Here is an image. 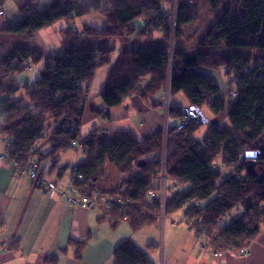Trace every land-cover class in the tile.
Masks as SVG:
<instances>
[{"label":"trees","instance_id":"1","mask_svg":"<svg viewBox=\"0 0 264 264\" xmlns=\"http://www.w3.org/2000/svg\"><path fill=\"white\" fill-rule=\"evenodd\" d=\"M4 1L0 0V10ZM192 1L177 0L173 34V0H70L44 8L33 1L21 8L20 18L10 23L3 35L31 37L64 20L70 26L63 35L73 37L74 44L46 57L35 47L21 45L2 57L0 64L12 76L24 73L31 64L42 62L43 66L31 88L25 86L28 105L11 99L17 90L8 91L0 101V137L8 147L7 162L25 172L36 164L40 180L46 171L43 162L52 163L51 170L59 153L82 139L85 158L76 172L83 181L75 184L76 189L83 194L95 191L97 196H119L124 202L106 207L99 201L95 208L102 211V217L98 221L112 228L127 223L133 232L158 224L160 202L148 192L157 188L163 130L144 140L129 132L95 130L86 138L80 136L85 102L97 69L111 63L112 42L132 35L133 22L141 19L139 35L146 41L119 54L100 98L106 109L115 108L147 80L144 99L163 93L166 102L167 97L183 95L184 109H168V118L178 123L170 126L167 118L166 173L172 185L165 217L182 213L180 223L189 225L198 248L200 243L204 245L199 250L213 258L243 257L264 230V0H227L230 6L206 0L210 26L194 48L186 51L182 29L194 20L189 6ZM165 4L167 9H162ZM96 14L105 20L101 29L84 26L76 32L71 27L75 19ZM154 32L162 33L161 40H149ZM89 40L99 42L90 45ZM221 69L228 77L223 91L207 74ZM203 106L215 116H226L228 124L213 122L196 138L202 125L185 120L184 112ZM47 136L51 137L50 146L43 154L36 148ZM246 153L258 154L253 165L256 176L247 171L250 160L241 161ZM106 162L118 173L117 184L109 189L97 187ZM238 206L243 207L242 214L219 228L218 222ZM72 243L79 260L87 242ZM7 249L15 252L19 244L13 242ZM215 252L220 256L215 257ZM113 258L114 264H152L128 241L115 249Z\"/></svg>","mask_w":264,"mask_h":264},{"label":"crops","instance_id":"2","mask_svg":"<svg viewBox=\"0 0 264 264\" xmlns=\"http://www.w3.org/2000/svg\"><path fill=\"white\" fill-rule=\"evenodd\" d=\"M33 1L44 8L55 7L70 0H5L1 6L4 15L0 17V60L6 56L3 53L6 52L5 50L7 52L10 50V53L18 47V40L22 45L35 47L30 42L28 44L29 38L3 35L5 28L20 18L19 10ZM189 6L193 10L194 20L182 29V40L186 51L194 48L195 43L203 37L211 23V12L206 0H193ZM161 8L167 9L166 4ZM98 23L102 24L103 22L98 21ZM69 26L67 23V27ZM80 26L79 23L71 25L76 32H80L82 29ZM84 26L90 25L84 23ZM61 28L68 29L64 24ZM132 28V35H128L126 39H117L112 42L111 63L97 69L94 75L80 127L82 138L88 137L92 131L97 130L107 134L129 132L137 139L144 140L163 128L162 107L166 103L163 93L150 99L142 97L143 86H146L149 80L144 85L141 84L133 95L125 98L115 108L106 109L100 98L108 71L119 54L125 49L143 45L146 41L139 35L143 29L141 19L134 21ZM39 34L54 50L47 30L39 32ZM60 35H63V32ZM161 37L162 33L154 32L153 37L149 40L158 41L161 40ZM64 38L65 42L62 41L60 49H55L52 56L62 53L74 44L73 37ZM37 39L39 38L37 37ZM98 42V40H89L88 44L92 45ZM30 71L29 74L12 76L7 74L5 67L0 64V95L4 98L8 91L18 90L23 85L24 87L29 85L31 88L30 77L33 72ZM168 106L169 108H182L187 105L183 100L173 97L169 99ZM50 139L51 137L47 136L38 144L36 150L43 154L46 153L49 150ZM72 150L75 152L70 155L69 152ZM80 152L70 149L59 153L56 165L51 170L49 169L52 167V163L43 162L42 167H46L43 178L59 187H65L68 183L69 168L84 161L85 155ZM81 156L83 157L82 161L80 160ZM61 161L62 166H60ZM44 164L47 165L44 166ZM61 169L63 171H59ZM67 169L68 171H66ZM55 172L59 179L55 178ZM101 217L102 212L67 205L61 198L46 194L36 187L23 169L9 164L5 160V145L0 137V264H114L115 249L127 241L143 252L152 264H160L161 257L164 258L165 264H264V230L248 248L247 255L243 257L227 255L216 259L205 251L197 255L199 248H197L193 232L191 234L184 229L177 228L173 223L165 229L163 226L165 237L163 235L158 244L157 228L151 230L147 227L137 232H133L129 226L122 224L112 228L109 223L98 221ZM178 217L177 220L180 221L182 213ZM13 242L19 244V250L8 251L7 248ZM72 242H87L79 260L74 256L75 248ZM160 244L163 246L162 256ZM151 245L154 247L149 248ZM181 254H183L182 259Z\"/></svg>","mask_w":264,"mask_h":264},{"label":"rangeland","instance_id":"3","mask_svg":"<svg viewBox=\"0 0 264 264\" xmlns=\"http://www.w3.org/2000/svg\"><path fill=\"white\" fill-rule=\"evenodd\" d=\"M217 1H223L226 5H229L230 6V2L227 1V0H217ZM229 2V3H228ZM231 11L234 13L235 12V6L231 5ZM99 22H103L102 24H99ZM77 24L79 23L81 26L80 27H83L84 23L86 25H90V27L92 28H95L97 30L101 29L104 25H105V20L104 18L101 16V15H93V16H90V17H83V18H77L75 19V21L73 22V24ZM64 24L65 28H68L67 27V22L64 21V20H61V21H58L56 22L53 26L45 29L47 30L48 34H49V39L52 41L53 43V47H54V50L49 47L47 44H46V41L45 39L43 38L42 35L38 33H35L34 35H32L31 37H26V38H29V41H28V44L29 42L31 44H34L35 45V48L41 50L43 52V54L46 56H49L51 54H53V52L55 51V49H60L61 45H62V41L65 42V36L64 35H60V31H62L64 28H61V26ZM70 25V24H68ZM193 28H195V26H192ZM43 30V31H45ZM43 31H40V32H43ZM37 37L39 39H37ZM24 38V37H23ZM19 42L21 41H17V45L18 46H21L22 43L20 44ZM6 45V44H5ZM11 49V48H10ZM6 52H3L5 55L9 53V51L7 52V50H5ZM51 51V52H50ZM0 57H1V54H0ZM42 66H43V63H38V64H31L30 65V68L27 69L24 73L22 74H29L28 72L30 70H32V77H30V84L32 85L37 79H39V71L42 69ZM31 72V71H30ZM21 74V75H22ZM207 74L210 76V78L215 82V84L221 89V91H223L226 87V83L228 81V77L225 75V71L223 69L221 70H210L209 72H207ZM222 95L224 93H221ZM176 98L180 99V100H183L185 102V98L183 97L182 94H178V95H174ZM172 96L171 99L174 97ZM5 97L3 98L1 95H0V101L4 100ZM11 99H18V100H22V104L23 105H28V99L26 97V89L24 87V85L19 88L13 95V97ZM170 99V98H169ZM166 100V99H165ZM169 102V100H168ZM182 109H184V107H182ZM150 110V109H149ZM201 113L203 114L205 120H206V123L203 124L200 128H199V131L194 135V137L196 138H199L204 130L206 129V127L215 122L219 125H227L228 124V121H227V118L226 116L224 115H219V116H215L207 107H202L201 108ZM215 120V121H214ZM168 123L169 125H173V124H176L178 123L177 120L175 119H169L168 118ZM163 125H164V122H163ZM73 152H75L74 150L70 151V155L73 154ZM82 152V151H81ZM80 152V153H81ZM83 154V152H82ZM75 156V155H74ZM80 160L82 161L83 160V157L81 156ZM60 166H62V161L60 162ZM219 163V162H217ZM64 167V166H63ZM63 167H60V168H63ZM60 171V170H59ZM65 171V170H64ZM68 171V169L66 170ZM58 172V170H57ZM57 172H55V178L59 179V177H57ZM101 174H100V178L97 182V187H100V188H113L115 186V183L118 179V173H117V170L116 168L114 167V165L110 164V163H105V165L103 166V168H101L100 170ZM64 175V172L62 174V177ZM119 177L121 178H125L126 175H119ZM172 185V182L169 181L168 182V187H171ZM156 186V184H155ZM171 192H167V195H169ZM206 202L202 203L201 205L203 206ZM91 210V209H90ZM95 210L99 211V212H102L99 208H95ZM243 212V207L242 206H238L236 208H234L233 210H231L225 217H223L217 224V226L219 228H225L227 227L234 219H237ZM179 214H176V215H173L171 217H168V218H165L164 220V224L163 222L161 223L160 220H159V223L156 225V226H150L148 228H150L151 230H154L155 228H157V233L159 235V239H158V244L160 243V239L163 237H165V234L163 233V226H164V229L167 228L168 226L171 225V223H174L175 226H177V228H181V229H184L188 232H190L192 234V229H186V224L185 222H181L177 219H179ZM123 226H129L127 223H124L122 224ZM147 227L143 228V229H146ZM136 237V236H135ZM263 241H264V234H263ZM161 245V244H160ZM197 248H198V244H197ZM161 250L163 252V246L161 245ZM160 251V249H159ZM161 252V251H160ZM200 252H203V251H200L198 249L197 251V255H199ZM162 256V254H161ZM183 258V254H181V259Z\"/></svg>","mask_w":264,"mask_h":264},{"label":"built area","instance_id":"4","mask_svg":"<svg viewBox=\"0 0 264 264\" xmlns=\"http://www.w3.org/2000/svg\"><path fill=\"white\" fill-rule=\"evenodd\" d=\"M177 0H173V17H172V34L173 30L175 28V21H176V10H177ZM4 13L2 10H0V17L3 16ZM171 50H172V42H171ZM168 91V88H167ZM163 113H164V125L161 130H163V140H162V147L159 155V161H160V171L159 175L156 179V190H151L148 192V196L150 198H157L160 202V216L159 220L160 222L164 224L165 220V214H164V208H165V202L167 198V192H168V182L169 179L167 177L166 173V162H167V118H168V97L166 98V103L162 107ZM184 119L190 122L195 123L196 125H203L206 123V120L201 113V111L196 107H189L184 112ZM5 145V144H4ZM72 149H75L76 151H82L84 153V147H83V140L78 138L72 143ZM7 151L8 147L5 145V160L7 157ZM258 158V154H243L241 157V161L249 159L250 161L256 162ZM14 164V163H10ZM15 165V164H14ZM37 165L33 164L30 166L29 170L25 172L26 176L32 181L35 182L37 187L39 189H42L43 192L46 194H49L51 196H57L61 198L67 205H73V206H80L84 209H94L97 207V204L100 202L103 203V206L108 207L110 204L116 203L119 205H124V202L121 197L119 196H97V193L95 191L91 192L90 194H83L78 192V190L75 187V184L82 183L83 176L81 174H78L77 168L78 164L73 165L71 168H69L68 171V183L65 187H59L58 185L54 184L53 182H49L45 180L44 178L40 180L39 173L37 172ZM121 180H119L120 184ZM221 183V180L219 181ZM86 195H90L91 199L86 197ZM129 202V200H128ZM174 224V223H173ZM187 229H189V225H186ZM200 249H204L203 244H199ZM161 254H163L161 250ZM215 257H219V253H214ZM160 264H165L164 258L161 257Z\"/></svg>","mask_w":264,"mask_h":264},{"label":"water","instance_id":"5","mask_svg":"<svg viewBox=\"0 0 264 264\" xmlns=\"http://www.w3.org/2000/svg\"><path fill=\"white\" fill-rule=\"evenodd\" d=\"M254 163H255L254 161L253 162L252 161H249L246 164V166H247L248 173H251L252 175L256 176V174L253 171V165H254ZM257 177H259V176L257 175ZM261 179H262V177H260V181H258V182H261Z\"/></svg>","mask_w":264,"mask_h":264}]
</instances>
